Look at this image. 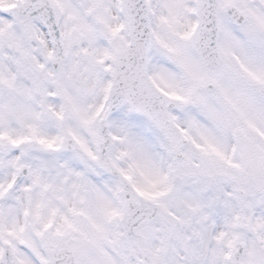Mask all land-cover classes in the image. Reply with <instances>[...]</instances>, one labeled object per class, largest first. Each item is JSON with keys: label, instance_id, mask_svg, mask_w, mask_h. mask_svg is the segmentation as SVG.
I'll return each mask as SVG.
<instances>
[{"label": "snow or ice", "instance_id": "1", "mask_svg": "<svg viewBox=\"0 0 264 264\" xmlns=\"http://www.w3.org/2000/svg\"><path fill=\"white\" fill-rule=\"evenodd\" d=\"M0 264H264V0H0Z\"/></svg>", "mask_w": 264, "mask_h": 264}]
</instances>
